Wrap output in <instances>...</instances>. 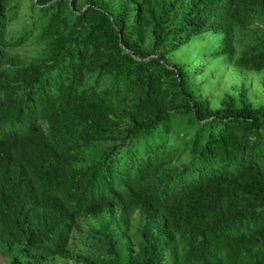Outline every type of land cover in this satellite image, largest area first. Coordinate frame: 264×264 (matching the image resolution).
<instances>
[{
	"label": "trees",
	"instance_id": "16d2710c",
	"mask_svg": "<svg viewBox=\"0 0 264 264\" xmlns=\"http://www.w3.org/2000/svg\"><path fill=\"white\" fill-rule=\"evenodd\" d=\"M0 259L264 264V0H0Z\"/></svg>",
	"mask_w": 264,
	"mask_h": 264
},
{
	"label": "rangeland",
	"instance_id": "374dc122",
	"mask_svg": "<svg viewBox=\"0 0 264 264\" xmlns=\"http://www.w3.org/2000/svg\"><path fill=\"white\" fill-rule=\"evenodd\" d=\"M261 76L249 75L246 73H234L226 72L223 79L220 83H215L218 85L215 90V96L222 97L223 93L230 89L231 87L236 86L237 92L241 91V87L238 86V83H244L246 88H249V94L252 97L260 98L262 97V90L260 88ZM0 264H5V261L0 259Z\"/></svg>",
	"mask_w": 264,
	"mask_h": 264
}]
</instances>
